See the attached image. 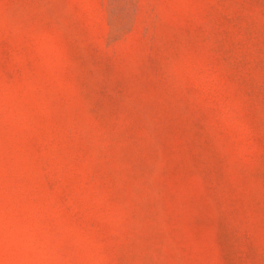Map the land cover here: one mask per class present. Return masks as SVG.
Here are the masks:
<instances>
[{"label":"rangeland","instance_id":"rangeland-1","mask_svg":"<svg viewBox=\"0 0 264 264\" xmlns=\"http://www.w3.org/2000/svg\"><path fill=\"white\" fill-rule=\"evenodd\" d=\"M0 264H264V0H0Z\"/></svg>","mask_w":264,"mask_h":264}]
</instances>
